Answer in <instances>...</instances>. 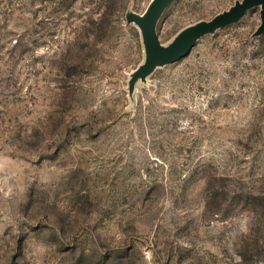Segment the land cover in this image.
<instances>
[{"label":"rangeland","instance_id":"rangeland-1","mask_svg":"<svg viewBox=\"0 0 264 264\" xmlns=\"http://www.w3.org/2000/svg\"><path fill=\"white\" fill-rule=\"evenodd\" d=\"M150 1L0 0V264H264L260 7L130 88Z\"/></svg>","mask_w":264,"mask_h":264},{"label":"water","instance_id":"water-1","mask_svg":"<svg viewBox=\"0 0 264 264\" xmlns=\"http://www.w3.org/2000/svg\"><path fill=\"white\" fill-rule=\"evenodd\" d=\"M170 1L151 0L143 14H130L127 18L129 22L137 24L145 53L144 62L130 75V88L135 81L144 80L157 67L177 62L185 57L199 38L237 22L250 8L260 7V24L253 35L264 33V0H241L209 20H202L182 29L168 46H163L156 33V24Z\"/></svg>","mask_w":264,"mask_h":264}]
</instances>
